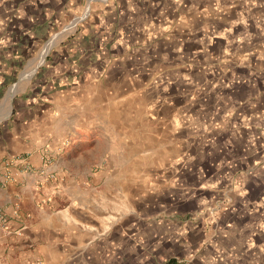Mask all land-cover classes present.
Segmentation results:
<instances>
[{
    "label": "crops",
    "instance_id": "1",
    "mask_svg": "<svg viewBox=\"0 0 264 264\" xmlns=\"http://www.w3.org/2000/svg\"><path fill=\"white\" fill-rule=\"evenodd\" d=\"M1 213L0 264H264V0H0Z\"/></svg>",
    "mask_w": 264,
    "mask_h": 264
},
{
    "label": "rangeland",
    "instance_id": "2",
    "mask_svg": "<svg viewBox=\"0 0 264 264\" xmlns=\"http://www.w3.org/2000/svg\"><path fill=\"white\" fill-rule=\"evenodd\" d=\"M87 17H88V11L83 16H78L77 18H71V19L69 18L65 25H59L58 27H56L54 33L47 35L48 36L47 40L42 43L43 47L46 46L53 37L58 38L56 43L49 50V55L51 57H55V56L62 54V51H63L65 45L72 43L73 39H78L80 36L84 35V31H85L84 27H85V21H87ZM74 23H76L75 27L72 28V30L67 32L65 35H63V33L67 29H70V27ZM40 50H41V48H39V51ZM36 57H37V55H36ZM47 58L48 57L45 58L44 62H42L41 64L38 65L36 72H34V74H35L34 77H32V78L30 77V79L22 80V81H21V77H22L21 75L20 76L17 75L15 77L14 81L11 83V87H13L14 85H19V86L17 88L18 89L17 93H16L17 95L14 96V99L18 98V99L23 100L24 97H26L30 93L29 91H31L33 88H36V86L34 87V84L36 83L35 81L37 80V77H39V74L42 72L43 67H45V63L47 61ZM27 66L28 65L25 66V69ZM214 69H215V66L211 65L210 69L208 70V73ZM203 79L204 78H199V80H201L200 81L201 83L198 82L199 83L198 86H197V84L193 85L191 88L193 90H190V92H195V97H199L201 94H204L205 91H207L206 85L208 84V82L206 80H203ZM11 101H10V103H11ZM184 111H185V109H184ZM184 114H185V112H184ZM185 117L186 116H183V118H185ZM237 190H239L238 177L235 175L234 176L232 175L231 178H229V180L228 179L223 180V185L220 187L219 193L214 198V202H212L211 205H213L214 208L220 206V209L218 211H222V207L230 199L229 193L232 194L233 192H238Z\"/></svg>",
    "mask_w": 264,
    "mask_h": 264
},
{
    "label": "built area",
    "instance_id": "3",
    "mask_svg": "<svg viewBox=\"0 0 264 264\" xmlns=\"http://www.w3.org/2000/svg\"><path fill=\"white\" fill-rule=\"evenodd\" d=\"M53 157L50 151L45 150L43 154V167L37 171L29 161H27V158L24 156L16 157L14 159V162L17 166L21 167L23 170L28 172H38L42 176H46L48 179L55 178V174L50 171V166L52 164ZM6 226V217L3 213L0 214V228H4Z\"/></svg>",
    "mask_w": 264,
    "mask_h": 264
},
{
    "label": "bare ground",
    "instance_id": "4",
    "mask_svg": "<svg viewBox=\"0 0 264 264\" xmlns=\"http://www.w3.org/2000/svg\"><path fill=\"white\" fill-rule=\"evenodd\" d=\"M42 56H43V54H42ZM42 59V58H41ZM34 61V60H33ZM38 61V60H37ZM42 61H44V60H42ZM42 61H40V62H42ZM31 63V62H30ZM38 63V62H37ZM31 71H32V69H31ZM25 77V76H24ZM29 78V77H28ZM27 79V78H26ZM24 80V79H23ZM20 84V83H19ZM17 87V86H16ZM16 90V89H15ZM13 92V91H12ZM12 94H14V93H12ZM12 97H13V95H12ZM10 98V97H9Z\"/></svg>",
    "mask_w": 264,
    "mask_h": 264
},
{
    "label": "trees",
    "instance_id": "5",
    "mask_svg": "<svg viewBox=\"0 0 264 264\" xmlns=\"http://www.w3.org/2000/svg\"><path fill=\"white\" fill-rule=\"evenodd\" d=\"M167 264H175L173 260H170Z\"/></svg>",
    "mask_w": 264,
    "mask_h": 264
}]
</instances>
